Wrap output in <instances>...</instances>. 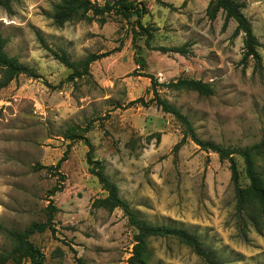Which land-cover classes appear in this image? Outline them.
<instances>
[{"label": "rangeland", "instance_id": "rangeland-1", "mask_svg": "<svg viewBox=\"0 0 264 264\" xmlns=\"http://www.w3.org/2000/svg\"><path fill=\"white\" fill-rule=\"evenodd\" d=\"M60 0H13L0 5V33L6 51L27 67L0 89V253L13 248L6 230L22 231L47 220L48 192L62 190L53 224L31 235L48 264H128L135 230L119 208L93 206L106 196L89 171L88 145L68 140L71 126H89L85 134L120 195L151 223L173 224L192 232L221 264H264V217L253 206L239 210L230 162L187 138L177 118L154 102L151 80L192 78L209 82L213 93L172 90L159 94L181 110L197 135L235 150L264 139V0L246 2L260 46L262 69L251 59L241 64L243 34L233 37L236 22L224 28V13L207 15L209 0H138L147 13L145 26L155 28L151 43L177 46L192 42L188 55L147 47L134 38V19L110 15L106 22L71 20L58 25L53 4ZM105 4L112 0H93ZM66 52L83 69L92 56L90 74L69 79L73 69L55 57ZM137 55L145 58L140 69ZM145 72V73H142ZM143 101L130 104L132 100ZM143 102H148L143 105ZM242 186L249 185L242 156L234 154ZM264 168V164H263ZM149 264H211L174 237H151ZM5 264H30L18 255Z\"/></svg>", "mask_w": 264, "mask_h": 264}, {"label": "trees", "instance_id": "trees-1", "mask_svg": "<svg viewBox=\"0 0 264 264\" xmlns=\"http://www.w3.org/2000/svg\"><path fill=\"white\" fill-rule=\"evenodd\" d=\"M13 0H0V5L5 8H10ZM246 6L245 1L241 0H209L207 6V15L210 19H215L218 13H224L225 28L230 20L236 22V27L233 32V37L243 34V55L241 64L247 66L249 61H254V70L262 69V56L258 50L260 42L255 35L251 20L244 14L243 9ZM53 19L56 24L63 25L71 20H89L98 21L101 23L106 22L110 15H117L123 19L131 20L138 28L134 30V38L137 36H145V43L147 47L163 52V53H178L181 55H188L191 50L192 42L186 41L185 43L177 46H155L151 43L154 38L155 28L145 26L142 23V18L147 13L146 6L138 0H112L105 4H99L93 0H60L53 4ZM43 45L53 52L56 58L66 64L73 72L69 75V79L74 80L80 78L85 74H90L89 66L91 61L104 57L107 53H101L92 56V59L86 62L82 70L76 68V62L72 61L66 52H55L46 44L44 39L40 37ZM6 38L0 33V89L6 87L12 80L17 78L23 73H27V67L19 61L18 57L10 56L6 51ZM137 63L140 69H144L146 61L143 56L137 55ZM145 73V72H142ZM151 80L154 96L150 101L154 102L163 111L173 114L180 122L183 131V138L181 143L190 138L203 150H212L216 152L221 159H227L230 162L231 180L235 188L237 206L239 210H244L253 205L259 213L264 217V139L251 146H247L240 150L234 148L224 147L210 141L201 139L190 119L181 112L180 109L175 107L167 99L163 98L158 92V86H164L172 90L190 89L195 90L203 95H210L214 89L211 83L192 78H179L169 82H158L153 74H144ZM143 99L132 100L130 104L138 103ZM147 105L148 102H143ZM89 131V126H71L64 132V138L68 140L83 139L88 145L87 160L89 164V171L95 175L106 191V196L96 198L93 202L94 207H102L108 210L119 208L123 211L124 216L127 218L128 224L134 228L133 235V249L128 264H149V251L148 242L151 237H174L181 242L190 246L198 255L204 257L211 264H221L207 253L206 249L199 238L192 232L180 226L173 224H156L151 223L140 215L126 199L120 195V188L118 184L113 181L105 172L103 163L94 157V146L91 141L86 137ZM238 153L242 156L245 163V171L249 179V185L242 186L239 182L240 173L238 170L237 162L234 154ZM66 159V154L55 164L48 166L49 169H55L60 178L59 183L56 184L49 192V204L46 207L47 220L43 222L35 221L31 223L26 229L22 231L7 229L6 232L13 242V248L8 252L0 253V264H5L9 259L15 258L18 255L28 257L30 264H48L43 260L41 251L30 240L32 234L36 232H44L50 230L55 232L53 220L58 207L52 200V197L60 190H62V182L65 179L64 174L60 172V167ZM79 264H83V259L80 257Z\"/></svg>", "mask_w": 264, "mask_h": 264}]
</instances>
